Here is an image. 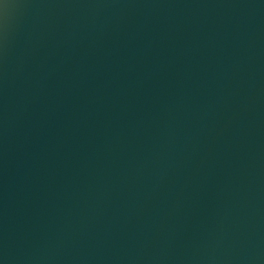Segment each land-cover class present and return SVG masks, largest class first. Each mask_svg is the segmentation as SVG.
Here are the masks:
<instances>
[{"label": "water", "instance_id": "obj_1", "mask_svg": "<svg viewBox=\"0 0 264 264\" xmlns=\"http://www.w3.org/2000/svg\"><path fill=\"white\" fill-rule=\"evenodd\" d=\"M0 264H264V0H0Z\"/></svg>", "mask_w": 264, "mask_h": 264}]
</instances>
